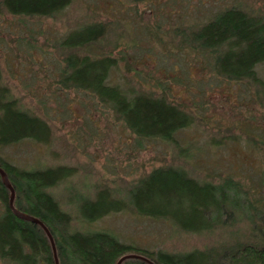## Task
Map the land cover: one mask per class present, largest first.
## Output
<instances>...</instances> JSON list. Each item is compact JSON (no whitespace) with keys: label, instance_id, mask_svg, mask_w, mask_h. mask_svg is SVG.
<instances>
[{"label":"trees","instance_id":"obj_1","mask_svg":"<svg viewBox=\"0 0 264 264\" xmlns=\"http://www.w3.org/2000/svg\"><path fill=\"white\" fill-rule=\"evenodd\" d=\"M73 2L0 0V14L52 18ZM118 26L108 19L84 20L66 31L57 42L61 61L57 82L64 89L91 94L140 141L169 143L175 149L174 161L152 168L120 190L96 184L91 196L75 191L79 225L73 227L71 213L61 208L49 189L75 175V167L60 164L23 168L0 155V167L14 188V207L45 224L53 236L59 264H116L127 254L155 264H264V195L252 198L251 188L231 174L211 181L200 178L196 169L188 166L190 153L178 145L176 135L204 119L184 100L132 82L112 83L110 73L123 59L111 54L120 36L113 27ZM112 32L115 38L110 40ZM172 36L178 48L211 56L214 71L221 78L244 81L248 90L253 86L255 102L264 109V79L256 71L258 64H264L262 14L231 5L205 21L175 26ZM50 136L47 121L20 105L3 84L0 69V146L24 139L46 144ZM246 137L249 148L263 161L264 139L253 132ZM225 139L238 141L241 136L221 131L210 136V143L220 145ZM9 194L0 175V259L6 264H55L47 234L39 224L13 213ZM121 211L166 220L193 234H222V240L203 248L169 252L126 243L110 231L89 228L95 220ZM242 218L249 220L251 236L235 233ZM121 264L149 263L128 258Z\"/></svg>","mask_w":264,"mask_h":264},{"label":"rangeland","instance_id":"obj_2","mask_svg":"<svg viewBox=\"0 0 264 264\" xmlns=\"http://www.w3.org/2000/svg\"><path fill=\"white\" fill-rule=\"evenodd\" d=\"M231 5L264 16V0H75L52 18L1 13L3 84L23 108L47 121L51 136L46 144L24 139L0 146V155L23 168L75 167V175L49 189L61 208L71 213L73 227L79 225L75 191L91 196L96 184L120 190L152 168L174 161L175 149L169 143L140 141L91 94L64 89L57 82L61 67L57 42L65 32L84 20L108 19L118 22L113 32L120 33L111 54L123 56L110 73L112 83L132 82L184 100L204 119L176 135L178 145L190 153L188 166L211 181L231 174L251 188L252 198L264 195V157L262 161L249 148L246 137L253 132L264 139V109L255 102L254 87L248 90L244 81L221 78L211 56L178 48L172 36L175 26L205 21ZM113 32L110 40L115 38ZM256 71L264 79V64H258ZM225 130L239 133L241 139L212 145L210 136L226 134ZM237 223L236 234L251 236L247 218ZM89 228L110 231L126 243L169 252L222 240V234H193L175 223L125 211L103 216ZM0 264L6 262L0 259Z\"/></svg>","mask_w":264,"mask_h":264},{"label":"water","instance_id":"obj_3","mask_svg":"<svg viewBox=\"0 0 264 264\" xmlns=\"http://www.w3.org/2000/svg\"><path fill=\"white\" fill-rule=\"evenodd\" d=\"M0 175L2 177V180H3L4 184L7 186V188L10 191L9 198H8V205H9L10 209L13 211V213L17 217L25 219V220H29V221L34 222V223H37L43 228V230L47 234V236L49 238V241H50V244H51L52 253H53V257H54V262H55V264H59L58 258H57V253H56V247H55V243H54L52 234L50 233L48 228L45 226V224L41 220H39L38 218H36L34 216L19 212L14 207V204H13L14 197H15L14 188L12 187L11 183L9 182L7 174L5 173V171L1 167H0ZM128 258H141V259L145 260L146 262H148L149 264H155L152 261H150L149 259L144 258V257L139 256V255H135V254H127V255H124V256L120 257L117 260L116 264H121L123 260L128 259Z\"/></svg>","mask_w":264,"mask_h":264}]
</instances>
